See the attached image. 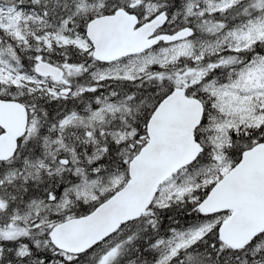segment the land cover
<instances>
[{"label":"snow or ice","instance_id":"snow-or-ice-1","mask_svg":"<svg viewBox=\"0 0 264 264\" xmlns=\"http://www.w3.org/2000/svg\"><path fill=\"white\" fill-rule=\"evenodd\" d=\"M0 264H264V0H0Z\"/></svg>","mask_w":264,"mask_h":264}]
</instances>
